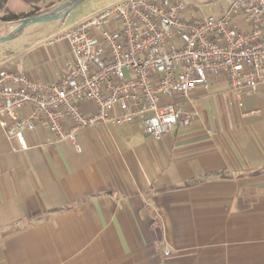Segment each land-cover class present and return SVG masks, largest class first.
Returning <instances> with one entry per match:
<instances>
[{"label": "crops", "instance_id": "1", "mask_svg": "<svg viewBox=\"0 0 264 264\" xmlns=\"http://www.w3.org/2000/svg\"><path fill=\"white\" fill-rule=\"evenodd\" d=\"M64 1L0 0V17ZM17 22L0 19V37ZM51 35L29 55L0 50V68L56 80L71 53ZM209 83L177 100L188 125L159 138L108 124L78 130L77 151L38 125L21 150L0 127V264H264V83L246 114L224 79Z\"/></svg>", "mask_w": 264, "mask_h": 264}, {"label": "built area", "instance_id": "2", "mask_svg": "<svg viewBox=\"0 0 264 264\" xmlns=\"http://www.w3.org/2000/svg\"><path fill=\"white\" fill-rule=\"evenodd\" d=\"M225 1L218 16H191L186 0H118L54 32L47 42L71 53L56 80L0 68V127L21 150L38 125L77 151L78 130L108 124L139 120L159 138L189 123L177 100L216 77L246 114L243 99L264 83V0Z\"/></svg>", "mask_w": 264, "mask_h": 264}, {"label": "rangeland", "instance_id": "3", "mask_svg": "<svg viewBox=\"0 0 264 264\" xmlns=\"http://www.w3.org/2000/svg\"><path fill=\"white\" fill-rule=\"evenodd\" d=\"M76 1V0H74ZM118 0H82L77 3L67 14L66 17L47 22H35L27 24L20 31L15 33L9 39L0 43V50L2 54L14 58L16 55L24 56L29 55V48H34L43 42L47 35L60 31L64 27L72 25L83 18L91 15L92 13L102 9L103 7L114 3ZM195 3L191 14L198 15H215L218 16L226 6L225 0H186ZM51 9V8H50ZM48 11V10H47ZM44 12V11H43ZM42 13L40 9L36 14ZM64 21L62 25L61 22ZM16 27V26H15ZM14 27V28H15ZM13 30V29H12ZM7 35V34H6ZM5 35V36H6ZM48 40V39H46ZM53 44V43H52ZM29 49V50H27ZM18 51V53H16Z\"/></svg>", "mask_w": 264, "mask_h": 264}, {"label": "water", "instance_id": "4", "mask_svg": "<svg viewBox=\"0 0 264 264\" xmlns=\"http://www.w3.org/2000/svg\"><path fill=\"white\" fill-rule=\"evenodd\" d=\"M80 1L82 0H76V1L66 0L58 4L57 6H54L52 9L46 12L21 18L18 21L16 27L13 28V30H11L6 36L0 37V43L9 39L11 36H13L15 33L20 31L27 24L35 23V22L54 21L66 17L69 11Z\"/></svg>", "mask_w": 264, "mask_h": 264}, {"label": "trees", "instance_id": "5", "mask_svg": "<svg viewBox=\"0 0 264 264\" xmlns=\"http://www.w3.org/2000/svg\"><path fill=\"white\" fill-rule=\"evenodd\" d=\"M74 1V0H72ZM40 9L39 6H33L32 10L27 12V13H7L6 15L0 17L1 20L4 21H9V20H14V21H19L21 18L26 17V16H30V15H35L36 12ZM18 23V22H17Z\"/></svg>", "mask_w": 264, "mask_h": 264}]
</instances>
